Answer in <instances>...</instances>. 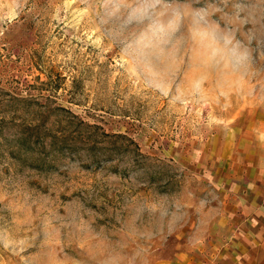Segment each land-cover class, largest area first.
Here are the masks:
<instances>
[{
    "label": "rangeland",
    "instance_id": "obj_1",
    "mask_svg": "<svg viewBox=\"0 0 264 264\" xmlns=\"http://www.w3.org/2000/svg\"><path fill=\"white\" fill-rule=\"evenodd\" d=\"M0 264H264V0H0Z\"/></svg>",
    "mask_w": 264,
    "mask_h": 264
}]
</instances>
